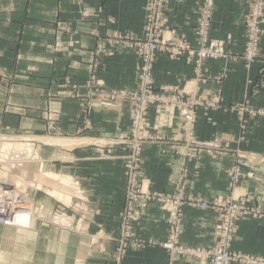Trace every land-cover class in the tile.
Instances as JSON below:
<instances>
[{"label": "crops", "instance_id": "0c3cea01", "mask_svg": "<svg viewBox=\"0 0 264 264\" xmlns=\"http://www.w3.org/2000/svg\"><path fill=\"white\" fill-rule=\"evenodd\" d=\"M144 4L145 0H0V127L69 142L37 146L39 161L26 191L33 215L28 226L0 225V264H116L119 213L126 201L121 158L125 151L112 140L128 134L131 107L93 99L84 123L80 102L94 52L100 88L137 87L139 58L133 44L142 36ZM201 4L202 0H167L165 32L193 47ZM248 10L244 0H214L209 38L223 42L227 57L204 60L196 70L187 55L172 60L158 53L153 79L159 94L192 85L207 103L197 113L193 158L185 167L183 184L188 198L208 208L184 202L181 243L216 245L219 213L212 207L230 197L229 169L239 161L242 175L234 194L247 196L263 216L236 223L231 249L264 256V118L250 119L240 132L236 116L246 102L264 109V24L259 52L249 69L240 58ZM57 26L66 29L57 32ZM148 124L153 137L138 159L141 193H173L189 152L181 143L180 117L171 107L153 105ZM44 171L76 182L82 195L79 207L88 210L87 216L84 211L80 217L48 194L53 188L38 178ZM171 209L145 198L135 201L134 238L122 264H208L187 258L169 261L158 246L165 239ZM54 211L63 212L71 229L49 222Z\"/></svg>", "mask_w": 264, "mask_h": 264}, {"label": "rangeland", "instance_id": "374dc122", "mask_svg": "<svg viewBox=\"0 0 264 264\" xmlns=\"http://www.w3.org/2000/svg\"><path fill=\"white\" fill-rule=\"evenodd\" d=\"M150 1L152 2V0H145V4H144V27H143L142 36L140 38H138L139 40L135 41V43L133 44V46L136 48L135 54H137V56H138L137 46L142 43L140 46H138V47H141L146 42V35H145V39H144V29L146 28V26L148 24V13H147L146 9L149 6ZM164 1H165L164 6H165L167 0H164ZM244 1H246L249 4V10H248V13L246 14V17H245L246 41H245L244 53H243L242 57L246 53V45H247V41H248L247 18H248L249 13H250V6L252 7V12H251V15L249 16V20L254 19V6L259 3V0H244ZM203 4H204V0H202V4H201L200 10H199V16L197 18V21L200 18ZM263 8H264V3L262 5V9ZM163 10H164V8L162 9V13H163V18H165ZM212 11H213V7L211 10V22H212ZM155 16H156L155 26L161 25V21L164 19L161 16L159 17L158 13L155 14ZM258 17L260 19L259 20L260 24H258V30L260 31V34H261L260 35V40H261L262 31L260 29V26L262 24H264V16L260 15ZM197 21H196V25H197ZM166 28H167V26H165L164 29L162 28L160 34H158V33H155V34L159 36L160 42L165 43L166 47L169 49V53L172 52V50H174L175 48H177L179 44L186 45V48L183 51H181V53L175 57H170L169 53H167V52H159V53L166 54L172 60H177L180 57H182L183 55H187V57L189 58V61L193 62L195 69L198 70L200 68V64L202 61H204V60H215V59L216 60L225 59L228 55V53H226V50L224 48L223 49V51H224L223 56L224 57L201 58L197 55V52L199 51L200 48H199V45L197 43V39H196L195 34H194L195 45L193 47H191L189 45V43H187L185 40L173 39L172 33H166L165 32ZM195 28H196V26H195ZM63 29H66V28L61 27V26L56 27L57 32H62ZM194 32H195V29H194ZM119 39H120V37L117 38V40H119ZM208 39L211 41L219 42L223 45L222 41H219L216 39H210L209 35H208ZM260 40L258 42L255 57H257L258 52H259ZM157 54H156V56H157ZM96 55H97V53H95V52L92 54V62L90 64V72H89L86 80L83 83V87L85 89V95L83 97L84 99H81V102H80L82 114L84 115L83 122L85 123L88 116L90 115V112H91L90 106L92 105L93 99H97L103 103L111 104V105L129 104L131 107V114H130V128H129L128 134L126 135V137H123L122 139H116L117 141L112 140V143H113L112 145L120 146V148H122V150L125 151L124 152L125 154H123L121 156L122 160L125 161L124 156L127 155L129 152V142L131 141V137H132L131 136V127H132L133 103L129 100L124 99V98L118 99V95H120V94L132 95L135 93H142L146 90L148 92L152 93V97H154V99L147 104V110H146V115H145L146 116V118H145L146 124H147L146 125V134H145V136L147 137L146 142H148V140L151 139V137H153L148 132V127H149L148 110H149V107L154 105V106L160 107L161 109H163V108L165 109V108H169V107L175 109V111H177L178 116L180 117V121H181V124L179 126L180 133H181V143L189 151L184 155V160H183V163L181 165L182 173H180V176L177 178V181H176L177 185L180 182H181V184H183L184 179H186L185 177H187V175H186L187 171H186L185 167H186L187 163H189L193 158V155L190 152V149H191V147H193L195 145L194 144V136H195L197 113H198L200 106H203V105L205 106L207 104L205 102V99H203L200 95H198L196 88L192 85H187V87L183 86L182 88L175 90L172 94H169V95L159 94L155 89L154 79H153V70H154L155 62L153 64V68H152V72H151V80H150L149 84H148L147 80L141 79V74L138 73V70H137V74H138V76H137V87L134 90L107 89V88H102V87L100 88L96 83L97 82V74L96 73H97V68H98L97 64L94 62V57H96ZM242 57H240V58H242ZM155 61H156V57H155ZM139 63H140V61L138 62L137 66L139 65ZM251 63L246 62V69L250 68ZM261 72L264 73V62H263L262 68H261ZM196 76H197V78H199L200 73L196 72ZM108 93H115V94L119 93V94L117 96H115L113 99H110V98H107L108 96H111ZM246 104H245V106H242L239 110L237 109V111H236V116L239 119L238 128H239L240 132L245 130L246 125L250 119L255 118V117H263L264 118V109L263 108H254V107L248 105L247 102H246ZM187 113H190V114L194 113V123H193L192 129H188L185 126V115ZM85 129H86V126L81 127V128H77L76 134L82 133ZM26 136L27 137H36L35 134H31L28 132L15 134V133L10 132L6 128L0 127V140H1L0 141V184L9 186V188H7V189H9V192H8L9 194L8 193L7 194L10 196L7 197L8 198L7 202H9L10 204L13 202V205L12 206L10 205V209L14 210L15 212H19V214L13 215V218L18 217L19 215L21 216V214L26 213L25 210H28V209H25V208H27V207L28 208L30 207L29 209L32 210V215H33L32 199L30 198V196L27 194L26 191L30 187L29 186V183H30V177L29 176L31 174L30 172L34 170L35 163H37L39 161L38 155L35 156L34 160H32V159L23 160V158L25 157L23 154L19 155L17 157H13V155L24 153L29 148L33 149L34 152H36V154H37V146L41 145L42 143H39V142L36 143L35 141H33V142L32 141L31 142L30 141H23L22 137H26ZM38 136L39 137H37V138H40L43 136L45 137L47 135H44V134L41 135L40 134ZM48 136L52 139L51 135H48ZM14 137H16V138H14ZM19 137H20V139H19ZM10 138H12V139L14 138L13 141H9ZM52 140H59V141L65 142L63 144L69 143V142H67V140L59 138V137L52 139ZM28 143H32L33 146L26 145ZM74 143H76V142H74ZM96 143L100 144V145H107L105 142H100V141H98ZM63 144L60 143V145H63ZM55 145H59V143L55 144ZM143 145L141 146V149H142ZM140 152H141V150H140ZM140 152H139V155H140ZM19 157L22 159V161H18L19 163L18 162L12 163V164L9 163V161H13L12 158L16 162L17 158H19ZM237 157H239V156H237ZM7 161H8V164H4L5 162L7 163ZM235 166H238L240 168V177H239L238 181L235 184H233V183H231L230 175L232 173L231 172L232 169ZM124 168H125V162H124ZM39 173L40 174L38 175V178H39L40 183H47V184H49L51 189L53 188L51 191L48 192V194L51 197H53L55 200L58 201L59 198L57 199V197H55V195H58L59 197L62 198V199L60 198L59 199L60 201H58V202H60L63 205H66V206H71V208L73 209V211L75 213H77V214L80 213V217H82L84 215V211H85V214L87 216L88 210L84 209L83 207H79V200L81 199L82 195H81V192L78 190V188L76 186V182L74 180L69 179V177H65V176H61V175H56L53 173H46L45 171L39 172ZM241 175H242V164L239 161H236L233 163V165L229 169V187L231 190L230 197L226 201H223L221 203H217L215 205V207H217V209H220V206H222L225 203L228 204L230 202H235V201H237V202L244 201L243 203H245L247 208H249L252 211H260V214L263 216L261 209L259 207L250 206L247 196L234 194L235 189L237 188V186L240 182ZM124 177H125V174H124ZM62 183L65 185H63ZM51 184H53V185H51ZM34 186H36V184H34ZM126 186L127 185L125 183V191H124L125 198H126V193H130L132 196L135 197L136 200L144 198V196H141L142 190H141V181L139 178V171L137 174L136 184H132L131 188L128 187L127 190H126ZM131 189H134V191H131ZM180 191L182 192V194L180 193ZM64 192H66V193H64ZM154 193L162 195V198L166 201L165 203H161V204L170 205V203H172V202H178L179 200H177V199L179 197H182L183 201H182V205H181V211H182V206L185 204L184 202L194 201L193 199L188 198L189 196L186 195V193H185V182L181 188L178 187L177 191H174L173 193H169V194L168 193H157V192H154ZM11 194H13L12 196L15 195L14 200H13L14 197H11ZM16 196L22 197L23 199L25 198L27 201L30 202V205L26 204V203H21L22 198L18 199V198H16ZM135 201H134V205H135ZM153 201H155V200H153ZM14 203H15V205H14ZM21 206H23V208H21ZM123 209H124V207H123ZM123 209L121 210V212L123 211ZM21 211H22V213H20ZM216 211H218V210H216ZM120 213H119V221H120ZM218 213L220 216L219 211H218ZM62 214H63L62 211H54L50 216L49 222H51L53 224H57V226L62 227V228L67 227V228L71 229L72 225L66 221V218L64 216H62ZM248 217L253 218V216H248ZM13 218H11V219H13ZM166 220H165V222H166ZM181 220H182V218H181ZM11 222L12 221H10V218H9L7 221V224H0V225L14 227L11 225ZM26 226H28V225H26ZM166 226H167V232H166L165 239H164V241H162L158 245L161 249H162L163 243L166 241V239L168 237L167 222H166ZM180 226H181V224H180ZM131 227H132L131 228L132 229L131 234L132 233L134 234L135 228H134L133 223H132ZM218 227H219V225H218ZM131 238L133 239L134 235ZM130 239H128V240L130 241ZM180 239H181V234H180ZM216 244H217V242H216ZM214 247H211V248H214ZM196 248H201V247H196ZM211 248H208V249H211ZM118 250H119V247L117 244V246L115 248L114 255H113V260L115 261L116 264H118V262H119V260L117 262V257H118V253H119ZM162 250H164V249H162ZM123 255H125V252ZM123 258H124V256L120 260V264H122Z\"/></svg>", "mask_w": 264, "mask_h": 264}, {"label": "built area", "instance_id": "2783aa9c", "mask_svg": "<svg viewBox=\"0 0 264 264\" xmlns=\"http://www.w3.org/2000/svg\"><path fill=\"white\" fill-rule=\"evenodd\" d=\"M164 0H152L147 7L148 13V24L144 29V39L146 35V42L141 46H137L139 65L137 66L138 73L141 74L142 80H147L148 84L151 80V72L153 64L155 62L156 54L159 52L169 53V49L166 47L164 42H160L159 36L155 33L160 34L162 28L166 26V19L163 18L162 9L164 8ZM264 0H259V3L254 6V19L249 20V16L252 12V7L250 6V13L247 18V45L246 53L244 59L247 61H252L258 46L259 31L258 24L260 15L264 16V8L262 5ZM213 6V0H204L202 6L200 18L197 21L195 28V36L197 43L199 45V51L197 55L201 58H218L222 57L224 51L221 44L216 41H211L208 39L209 31L211 28V10ZM159 14L164 20L161 21V25L155 26L156 16ZM186 48V45L179 44L177 48L169 53L170 57H175L181 53ZM120 93V92H119ZM119 93H108L111 96L107 98L113 99ZM117 98V97H116ZM119 98H124L133 103V115H132V127H131V141L129 142V152L124 156L125 159V183L126 190L131 188L132 184H136L137 174H138V159L141 146L146 142V110L147 104L151 102L154 97L152 93L147 90L142 93L135 94H120ZM115 101V100H114ZM194 123V113H187L185 115V126L188 129L193 128ZM230 179L231 183L235 184L240 177V168L235 166L231 171ZM183 184L178 183V187H182ZM134 191V189H131ZM182 194V192L180 191ZM145 199L155 200L160 203H165L166 201L162 198V195L156 193H141ZM8 199V198H7ZM126 201L123 211L120 213V225H121V238L118 241V257L117 262L120 264V260L124 256V252L129 246V240L134 234L132 232V223L136 220V215L134 211V201L136 200L134 196L130 193H126ZM178 202L170 203L172 209L170 215L166 222L168 225V237L162 245V249L165 250L167 258L169 261H174L177 258H187L202 263L208 264H264V256L245 254L239 251L231 250V244L233 241L234 230L236 223L248 216H253V218H259L262 215L260 211H252L247 206L244 201L241 202H230L228 204H223L220 209H217L213 205L212 209L218 210L220 212L219 216V227L217 231V244L214 248H196L187 247L183 245L180 241V224L182 218L181 205L183 198L179 197ZM191 206H198L201 210L208 208L205 204H198L195 201H190ZM11 205V204H10ZM8 210V211H7ZM7 211V213H5ZM10 212H17L10 209L5 205V198L0 195V224H7ZM132 239V238H131ZM130 239V240H131Z\"/></svg>", "mask_w": 264, "mask_h": 264}, {"label": "bare ground", "instance_id": "6f19581e", "mask_svg": "<svg viewBox=\"0 0 264 264\" xmlns=\"http://www.w3.org/2000/svg\"><path fill=\"white\" fill-rule=\"evenodd\" d=\"M213 5H214V1H213ZM213 7V6H212ZM259 31V30H258ZM260 31H259V38H260ZM183 43V42H182ZM219 43V42H218ZM221 44V43H220ZM221 47H222V49H224V47H223V45L221 44ZM192 54V53H191ZM182 56V55H181ZM222 57H224V56H222ZM244 57H245V55L242 57V60L246 63V62H249V61H247V60H245L244 59ZM255 59V56H254V58H253V60ZM202 60V59H201ZM216 60V59H215ZM253 60L252 61H250V63L251 62H253ZM14 138H16V137H14ZM13 138V139H14ZM18 138V137H17ZM13 139L12 138H10V140L9 141H13ZM19 139H20V137H19ZM22 139H23V141H39L40 143H42L43 145H55V144H60V143H65V142H62V141H59V140H52L51 138H46V137H40V138H37V137H22ZM1 141V140H0ZM26 145H28V146H33V144L32 143H28V144H26ZM24 155L25 157L23 158V160H28V159H32V160H34L35 159V156L37 155L36 154V152H34V150L33 149H28V150H26L24 153H21V154H16V155H13V157H17V156H19V155ZM21 158L19 157V158H17V161L15 162V160L12 158V160L13 161H9V163H17L18 161H22V159L20 160ZM19 163V162H18ZM4 164H8V161H7V163L5 162ZM45 176V175H44ZM61 183V182H60ZM63 184V183H62ZM63 185H65V184H63ZM7 188H9V186H7V185H3V184H0V195H2L3 196V198H5V205L9 208V206H10V203L9 202H7V197H9L10 195H8L9 193V189H7ZM13 192V191H12ZM62 192V191H61ZM8 193V194H7ZM64 193H66V192H64ZM13 194H11V197H14L13 198V200L15 199V195L14 196H12ZM55 197H57V199L59 198H61V197H59L58 195H55ZM16 198H22V197H19V196H16ZM17 199V200H18ZM58 199V201H60ZM62 199V198H61ZM64 200V199H63ZM62 201V200H61ZM65 201V200H64ZM19 202V201H18ZM28 202V203H27ZM20 203V202H19ZM21 203H26V204H29L30 205V202L29 201H27L25 198L23 199L22 198V201H21ZM13 205V202L11 203V206ZM14 205H15V203H14ZM32 207H33V205H32ZM31 207V208H32ZM21 208H23V206H21ZM30 208V207H29ZM28 207L27 208H25V209H28V210H25V212L26 213H24V214H21V216L19 215L18 217H14L13 218V213L14 212H10L11 213V215L9 216V218H10V221H12L11 222V225L12 226H26V225H28V223H29V220H30V218H31V216H32V210L31 209H29ZM8 211V210H7ZM7 211L5 212V213H7ZM20 213H22V211L20 212ZM16 214H19V212H17ZM11 218H13V219H11Z\"/></svg>", "mask_w": 264, "mask_h": 264}]
</instances>
